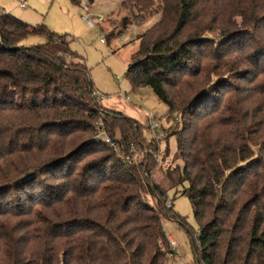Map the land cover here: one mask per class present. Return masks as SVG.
<instances>
[{
	"label": "trees",
	"instance_id": "16d2710c",
	"mask_svg": "<svg viewBox=\"0 0 264 264\" xmlns=\"http://www.w3.org/2000/svg\"><path fill=\"white\" fill-rule=\"evenodd\" d=\"M160 13L139 36L126 78L133 92L152 90L177 126L164 139L152 138V152L142 161L112 155L85 168L70 163L76 149L65 154L77 131L101 122L111 140L119 132L121 147L133 141L143 146L150 125L98 101L89 68L67 34L0 15V142L15 130H51L38 148L47 159L44 172L33 165L24 173L20 154L15 163L14 152L0 156L6 157L0 158V264H170L177 252L165 220L192 238L196 264H264V130L224 128L215 115L232 64L225 55L199 57L207 47L233 42L240 23L256 26L264 0H161ZM31 36L44 43L24 45ZM203 59L218 62L215 69L225 74H215ZM186 117L196 121L178 129ZM247 119L234 120L233 129H247ZM173 136L174 158L183 166L167 164L169 148L157 157L162 140ZM49 173L55 181L49 199L42 197L45 185H39L40 196L31 194L30 186ZM180 187L198 233L174 211L169 192ZM14 192L22 195L19 201H8ZM40 206L62 226L40 220ZM24 217L37 218L41 227H26L20 236L2 228V218L20 223Z\"/></svg>",
	"mask_w": 264,
	"mask_h": 264
},
{
	"label": "rangeland",
	"instance_id": "374dc122",
	"mask_svg": "<svg viewBox=\"0 0 264 264\" xmlns=\"http://www.w3.org/2000/svg\"><path fill=\"white\" fill-rule=\"evenodd\" d=\"M19 1L25 2L28 9L25 11L20 9ZM142 1L95 0L93 4H88L87 0H83L81 5H75L71 0H7L5 4L9 7V11L13 12V16L21 18L30 25H46L52 32L68 35L72 41V50L82 56L86 62L98 101H101L104 106L124 113L129 118L147 126L150 125L149 118L152 117L156 119L154 122L158 121L162 126L158 133L164 130L169 136L177 125L172 122L174 119L170 120L167 116L166 105L161 103L153 91L148 88L133 92L126 78L131 57L139 47V36L155 25L161 15V0ZM88 14L102 16L103 22H97L94 19L97 25L95 28H90L82 19ZM262 16L256 26H245L240 23L238 26L241 30L240 35L233 42L218 43L215 47H207L199 53V57L208 53H213L212 56L214 54L225 55L223 60L232 64L231 71L225 74L220 72V69H215L219 65L218 62L203 59L204 65L210 63L212 69L216 70L215 74L218 72L217 75L225 74L227 79L224 84L225 89L218 95L220 104L218 114L215 115L218 116L224 128H228L226 130L236 132L237 130H260V128L264 130L262 127L264 125V14ZM214 36L215 42H218V35L214 34ZM42 43L44 39L37 36H31L23 42L26 46ZM101 96L104 98L102 99ZM240 118L243 120L248 118L247 129H233V121ZM192 121H196V118L182 119L178 129ZM95 126V130L77 131L74 143L65 148V154L76 149L75 153L69 155L72 156L71 164L78 165L79 168L95 166L99 160L106 161L112 155L120 156L122 160L138 162L144 160L145 154L152 152L150 143L152 138H155L152 129L146 133L143 146H138L132 140V143L121 147L123 141L119 132L115 139L111 140L101 122L96 123ZM145 128L148 129L144 126V130ZM50 131L15 130L5 143L0 142V156L6 152H14L11 159L15 163V154H20L24 160L23 166L21 165L24 173L30 172L33 165L38 166L36 172L42 173L48 163L44 155L38 153V148L41 149L44 146ZM167 148L170 153L167 164L183 166L181 160L174 158L177 153L176 137L173 136L168 141L162 140L160 158L163 157ZM34 154H38L36 159H32ZM39 177L40 183L30 186L31 194L35 193V196H40L39 185H45L42 197H47L48 200L50 187L55 183L54 176L49 173ZM182 191L183 188L180 187L169 192L174 211L186 220L194 233H198L199 224L192 205ZM20 196H22L20 193L14 192L8 196V201L11 198L19 201ZM35 211L40 220L48 219L56 224V227L62 226L52 217L49 209L40 206ZM61 211L62 208L58 212ZM1 220L2 228H12L14 236L23 234L26 227H41L36 221L37 218L35 220L32 217H24L20 223L14 218L7 220L2 218ZM164 228L167 238H173L177 242V247H175L177 254L175 259L171 258L170 264H196L193 240L187 231L178 223L170 220L164 221Z\"/></svg>",
	"mask_w": 264,
	"mask_h": 264
},
{
	"label": "built area",
	"instance_id": "2783aa9c",
	"mask_svg": "<svg viewBox=\"0 0 264 264\" xmlns=\"http://www.w3.org/2000/svg\"><path fill=\"white\" fill-rule=\"evenodd\" d=\"M6 1L7 0H0V15H9V14H12L13 12L12 11H9L8 7L6 6ZM19 8L22 9V10H25L28 8L27 4L25 2H21L19 1ZM82 19L84 20V22L90 27V28H95L97 23L94 21V19L97 21V22H103V18L102 16H90L89 14L86 15V16H83ZM104 41V40H102ZM97 96V94H96ZM101 98L103 99L104 96H101ZM127 99H129V97H127ZM156 119L150 117L149 118V123H150V127L152 129V132L155 136V139L158 140V139H164L166 136H167V133L164 131V130H160L161 133H158L159 129L162 128L161 124L156 121L154 122ZM154 122V123H153ZM158 159L160 160V155L157 156ZM130 160V159H129ZM168 207H171V203L168 202ZM171 241V246L173 248L177 247V242L174 241V240H170Z\"/></svg>",
	"mask_w": 264,
	"mask_h": 264
},
{
	"label": "crops",
	"instance_id": "0c3cea01",
	"mask_svg": "<svg viewBox=\"0 0 264 264\" xmlns=\"http://www.w3.org/2000/svg\"><path fill=\"white\" fill-rule=\"evenodd\" d=\"M82 3H83V0H82ZM6 6H7V4H6ZM8 7V6H7ZM9 8V7H8ZM28 9V8H27ZM26 10V9H25ZM24 10V11H25ZM17 18H19V17H17ZM19 19H21V18H19ZM171 240H174L173 238H170ZM175 241V240H174Z\"/></svg>",
	"mask_w": 264,
	"mask_h": 264
}]
</instances>
